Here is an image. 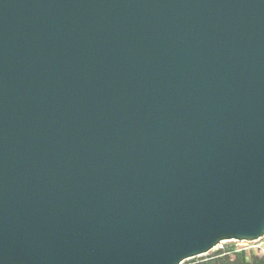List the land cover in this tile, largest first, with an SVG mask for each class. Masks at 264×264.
<instances>
[{
  "label": "water",
  "instance_id": "95a60500",
  "mask_svg": "<svg viewBox=\"0 0 264 264\" xmlns=\"http://www.w3.org/2000/svg\"><path fill=\"white\" fill-rule=\"evenodd\" d=\"M263 237L264 0H0V264Z\"/></svg>",
  "mask_w": 264,
  "mask_h": 264
},
{
  "label": "trees",
  "instance_id": "16d2710c",
  "mask_svg": "<svg viewBox=\"0 0 264 264\" xmlns=\"http://www.w3.org/2000/svg\"><path fill=\"white\" fill-rule=\"evenodd\" d=\"M230 243L232 244V246ZM233 245L234 244L232 243V241L226 242L224 244V249H215L213 252L208 253L206 255H200L199 257L196 258L193 257L190 258L189 260L187 259L188 261L187 264H241L239 261L227 263L222 259L223 257H228L229 254L238 255V254H244V252H246L244 251V248L239 251ZM261 257H263L264 260L263 253Z\"/></svg>",
  "mask_w": 264,
  "mask_h": 264
},
{
  "label": "crops",
  "instance_id": "0c3cea01",
  "mask_svg": "<svg viewBox=\"0 0 264 264\" xmlns=\"http://www.w3.org/2000/svg\"><path fill=\"white\" fill-rule=\"evenodd\" d=\"M262 239L264 240V237ZM231 246H232V244H231ZM236 249L240 251L243 248H236ZM244 251H246V252H244V254H238V255L229 254L228 257H223L222 259H223V261H225L227 263L234 262V261H239L241 264H263L264 263L263 257H261V255L263 253L261 248H258V249L253 248L252 249L249 247H244Z\"/></svg>",
  "mask_w": 264,
  "mask_h": 264
},
{
  "label": "rangeland",
  "instance_id": "374dc122",
  "mask_svg": "<svg viewBox=\"0 0 264 264\" xmlns=\"http://www.w3.org/2000/svg\"><path fill=\"white\" fill-rule=\"evenodd\" d=\"M232 243L234 244V246L236 248H244V247H249V248H254V249H258V248H261V250L263 251V255H264V240L261 238V239H258V241H243V242H238V241H232ZM214 250H211L209 251L208 253H211L213 252ZM208 253H205V254H202V255H206ZM200 256V255H199ZM197 256V257H199ZM196 258V257H194ZM190 259V258H189ZM188 259V260H189ZM188 261L187 259H185V261H183L181 264H187Z\"/></svg>",
  "mask_w": 264,
  "mask_h": 264
},
{
  "label": "built area",
  "instance_id": "2783aa9c",
  "mask_svg": "<svg viewBox=\"0 0 264 264\" xmlns=\"http://www.w3.org/2000/svg\"><path fill=\"white\" fill-rule=\"evenodd\" d=\"M226 242H220V243H218L215 247H214V249L213 250H215V249H224V244H225Z\"/></svg>",
  "mask_w": 264,
  "mask_h": 264
}]
</instances>
